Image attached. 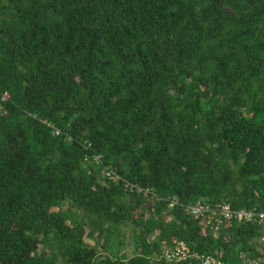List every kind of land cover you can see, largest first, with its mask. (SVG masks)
<instances>
[{"label":"trees","instance_id":"16d2710c","mask_svg":"<svg viewBox=\"0 0 264 264\" xmlns=\"http://www.w3.org/2000/svg\"><path fill=\"white\" fill-rule=\"evenodd\" d=\"M197 202L264 210V0H0V264L262 260Z\"/></svg>","mask_w":264,"mask_h":264},{"label":"built area","instance_id":"2783aa9c","mask_svg":"<svg viewBox=\"0 0 264 264\" xmlns=\"http://www.w3.org/2000/svg\"><path fill=\"white\" fill-rule=\"evenodd\" d=\"M106 176H112L111 171H105ZM116 180V177H114ZM184 210L190 212L191 214H205L208 220L212 218L214 220L212 228L213 230L216 227L224 224H229L230 221H237L242 223H251L256 226H260L264 229V210L262 209H245V208H236L232 209L229 204H215L214 206H209L206 203L197 202L193 205H186ZM204 217V216H203ZM264 240V236L261 237ZM163 256L166 261H182L188 258L195 257L199 259L200 264H224L221 259L217 258L214 255H203L195 254L190 248L182 241L174 243L172 248L166 249L163 253ZM248 264H264V250L261 261H255Z\"/></svg>","mask_w":264,"mask_h":264},{"label":"rangeland","instance_id":"374dc122","mask_svg":"<svg viewBox=\"0 0 264 264\" xmlns=\"http://www.w3.org/2000/svg\"><path fill=\"white\" fill-rule=\"evenodd\" d=\"M128 235H129V234H127L126 242H125V244H124V248L122 249V250H125V251H129L130 248H131V244H130L129 241H128ZM86 240L92 242V241L89 240V239H86Z\"/></svg>","mask_w":264,"mask_h":264}]
</instances>
